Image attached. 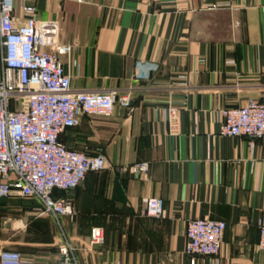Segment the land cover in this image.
Returning a JSON list of instances; mask_svg holds the SVG:
<instances>
[{
  "label": "crops",
  "instance_id": "1",
  "mask_svg": "<svg viewBox=\"0 0 264 264\" xmlns=\"http://www.w3.org/2000/svg\"><path fill=\"white\" fill-rule=\"evenodd\" d=\"M27 3L59 22L74 89H115L131 104L82 113L61 134L69 148L107 158L77 187L55 189L71 214L16 195L0 202V252L50 264L69 242L79 264H264V138L219 132L224 108L264 100V0H15L19 23ZM2 56L0 42V80ZM140 161L149 175L124 168ZM148 196L164 199L162 217L145 213ZM195 217L227 222L218 254L186 252ZM95 226L105 238L91 244Z\"/></svg>",
  "mask_w": 264,
  "mask_h": 264
},
{
  "label": "built area",
  "instance_id": "2",
  "mask_svg": "<svg viewBox=\"0 0 264 264\" xmlns=\"http://www.w3.org/2000/svg\"><path fill=\"white\" fill-rule=\"evenodd\" d=\"M15 0H0V42L3 47V76L0 80V202L19 196L38 199L44 210L56 216L71 214L73 205L55 189L77 187L91 171L107 167L102 152L90 154L69 148L61 134L79 122L80 114L111 116L117 104L128 107L129 94L115 89H74L62 57L71 45L60 38L59 22L41 19L37 6H23L25 20L15 16ZM220 133L264 138V100L222 110ZM171 130H178V108H169ZM138 175H149L151 164L140 161L124 166ZM145 213L165 214L164 199L145 198ZM260 248L264 249V217L258 221ZM227 222L210 217L188 221L185 250L189 254L216 255L220 252ZM104 229L95 226L91 244L102 243ZM1 264H33L15 249L0 252ZM50 264H79L75 247L59 244L58 256Z\"/></svg>",
  "mask_w": 264,
  "mask_h": 264
}]
</instances>
